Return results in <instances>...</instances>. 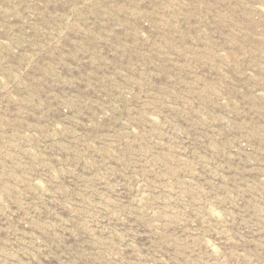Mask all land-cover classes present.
Here are the masks:
<instances>
[{
	"label": "rangeland",
	"instance_id": "obj_1",
	"mask_svg": "<svg viewBox=\"0 0 264 264\" xmlns=\"http://www.w3.org/2000/svg\"><path fill=\"white\" fill-rule=\"evenodd\" d=\"M0 264H264V0H0Z\"/></svg>",
	"mask_w": 264,
	"mask_h": 264
}]
</instances>
